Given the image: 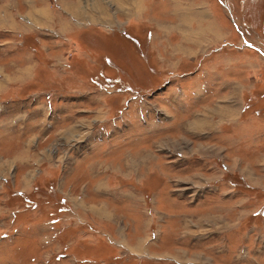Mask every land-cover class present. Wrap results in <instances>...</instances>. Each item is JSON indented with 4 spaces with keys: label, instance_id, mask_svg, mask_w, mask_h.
Returning a JSON list of instances; mask_svg holds the SVG:
<instances>
[{
    "label": "rangeland",
    "instance_id": "obj_1",
    "mask_svg": "<svg viewBox=\"0 0 264 264\" xmlns=\"http://www.w3.org/2000/svg\"><path fill=\"white\" fill-rule=\"evenodd\" d=\"M126 1L0 0V264H264V0Z\"/></svg>",
    "mask_w": 264,
    "mask_h": 264
},
{
    "label": "crops",
    "instance_id": "obj_2",
    "mask_svg": "<svg viewBox=\"0 0 264 264\" xmlns=\"http://www.w3.org/2000/svg\"><path fill=\"white\" fill-rule=\"evenodd\" d=\"M60 3L65 8L64 10L70 11L76 13L79 17L86 18L88 16L93 17L96 21V23H100L102 26L100 29L102 31L99 33V37L101 36L102 39H104V32L109 33V31L115 30L116 25L120 23V17L118 16L116 18V15H123L120 14V6L126 4V0H108V2H104L103 0H88L87 2L85 0H77L76 2L74 0H59ZM130 6H132V9L130 10L129 15L124 16H130L136 17L143 13L141 10L137 12V2L138 0H129ZM145 7L144 11H146L148 5L147 0H144ZM47 4V3H46ZM141 4V3H140ZM110 6V7H109ZM151 8V6H149ZM111 8V9H110ZM174 9V8H173ZM53 9L50 8H33L30 12H28V15L32 17L33 24L36 27V29H41L42 31H49L51 36V40L55 42L57 45L61 41L68 40L69 42H72V40L76 39L77 36H79V33H75L73 31V26L69 25V22L66 20V18L62 16H56L53 12ZM164 16H162L158 22L159 27L161 31H174V30H182L184 27L185 17L183 14H178V12L175 14L174 12H168L167 9H164ZM191 29L190 26L187 27V29L192 30L194 26L192 25V21L190 20ZM200 28L198 27V30ZM79 31H84L83 29H80ZM75 34V35H74ZM173 35V34H170ZM83 36V35H82ZM184 45V44H182ZM56 48L60 47H54L53 49L56 50ZM57 52L61 50H56Z\"/></svg>",
    "mask_w": 264,
    "mask_h": 264
},
{
    "label": "bare ground",
    "instance_id": "obj_3",
    "mask_svg": "<svg viewBox=\"0 0 264 264\" xmlns=\"http://www.w3.org/2000/svg\"><path fill=\"white\" fill-rule=\"evenodd\" d=\"M141 6H142V5L139 3V4H138V10L141 9ZM67 12H68V11H67ZM204 121H205V120H204ZM204 123H205V122H204ZM197 125H198V124H197Z\"/></svg>",
    "mask_w": 264,
    "mask_h": 264
}]
</instances>
